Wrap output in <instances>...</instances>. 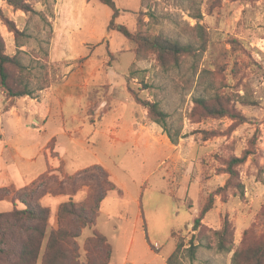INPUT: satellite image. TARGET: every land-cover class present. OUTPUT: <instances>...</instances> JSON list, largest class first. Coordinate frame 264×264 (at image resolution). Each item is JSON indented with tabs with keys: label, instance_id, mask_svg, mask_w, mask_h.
Instances as JSON below:
<instances>
[{
	"label": "rangeland",
	"instance_id": "1",
	"mask_svg": "<svg viewBox=\"0 0 264 264\" xmlns=\"http://www.w3.org/2000/svg\"><path fill=\"white\" fill-rule=\"evenodd\" d=\"M25 1L35 13L15 10L0 0L2 12L22 31V37L16 41L13 33L0 21L5 53L12 55L17 49L21 50L20 59L29 78L32 93L20 98L39 100L45 91L49 94L51 101L48 104L54 115L63 104L66 125L69 126L71 119L68 115L71 112L81 110L80 118L86 117L89 98H93L99 107L105 105L109 95L113 94L117 101L108 100L106 110L133 111L136 107L126 104L123 97L126 92L130 95L129 88L143 100L156 101L166 112V127L181 151L180 174L186 173L189 166L192 177L190 198L184 205L176 206L177 203L165 194L172 185L168 181L157 180L164 193H152L153 197L147 201L148 194L143 195L149 249L143 243L142 233L137 232L141 244L137 242L130 257L140 256V263L162 264L165 257L151 260L158 253L154 248L161 246L160 253L166 256L177 239L182 241L183 248H187L189 240L194 238L197 245L193 255L182 249L176 264H230L232 251H217L211 232L221 226L224 216L233 226L232 249L264 237V0H221L209 14L206 13L207 0H114L119 9L116 22L132 32L139 12L144 22L149 20L148 28L152 32L182 44L199 46L197 37L204 29L205 48L181 56L176 67L167 69L157 65L154 54L137 60L131 42L117 30L107 31L111 11L98 0ZM199 13V19L192 18ZM196 22L200 27L195 26ZM232 39L236 40L233 45ZM18 42L22 45L18 46ZM43 86V89H37ZM218 94L244 118L243 122L237 123L227 116H199L193 108L194 99L213 98ZM15 99L6 97L0 87L1 107H8L6 103H13ZM146 118L151 121L147 110ZM46 125L50 127L49 132L57 135L56 149V142L61 141L57 132L60 125L58 115L48 118ZM24 140L38 146L45 141L32 133ZM47 145L52 146L51 154L55 155L54 139ZM246 149L254 153L248 154L235 167L237 174L233 183L222 191L227 179V174L222 171L226 166L224 161L231 156H241ZM45 152L47 163L52 165L55 158L47 153L48 150ZM118 152L132 173L141 174L137 172V164L133 163L137 157L122 156L123 147ZM16 167L20 172L16 177L20 185L44 171L46 164L42 155L33 165L0 163V174L4 169L13 174ZM160 175L153 176L157 178ZM123 177L119 176L128 180L131 186V181ZM80 190L74 199L80 197ZM209 195L212 196V206L203 214V229L198 234L192 230V219L200 213ZM64 198H59V201ZM54 201L58 200L51 195L39 199L41 205L50 209L51 225L55 224L52 213ZM14 205L21 206L16 200H0V211L9 210ZM186 219L190 220L188 224H185ZM111 221L122 225L116 244L111 236H107L114 243V259H121L132 223L131 220L121 221L113 217ZM170 227L174 229V239L171 238ZM92 228H83L76 239L82 253L83 242ZM104 233L109 235L105 230ZM154 245L156 247L153 248Z\"/></svg>",
	"mask_w": 264,
	"mask_h": 264
},
{
	"label": "trees",
	"instance_id": "2",
	"mask_svg": "<svg viewBox=\"0 0 264 264\" xmlns=\"http://www.w3.org/2000/svg\"><path fill=\"white\" fill-rule=\"evenodd\" d=\"M13 9L24 13H35L33 7L25 0H3ZM106 5L111 13L107 24V31L117 30L127 41L134 46V54L137 60L143 59L147 54H154L158 66L167 69L177 66L183 55H191L196 50L205 48L206 36L201 29L197 37L199 46L192 43L182 44L178 40L170 39L159 33L152 32L148 28V21L144 22L140 12L136 18L135 30L117 23L119 9L114 0H98ZM206 13L209 14L220 5L221 0H207ZM201 14L193 15L199 19ZM0 21L8 31L12 32L17 41L22 37L15 23L10 20L0 9ZM196 22L195 26L200 27ZM230 42L235 44L236 40ZM18 46H21L19 42ZM21 50L8 55L5 53L4 40L0 34V87L6 97L10 99L30 96L32 90L29 86L26 67L20 59ZM43 87L37 88L38 90ZM130 96L147 110V117L161 126L172 143H176L173 135L166 127V112L159 108L156 101L141 99L135 92L127 88ZM194 109L200 117L221 118L224 116L234 119L237 123L244 118L233 111L222 100L220 94L213 98L197 97L194 99ZM47 148L53 153L52 146ZM254 151L244 150L241 156H231L224 161L222 169L227 174V179L221 190L233 183L236 177L235 167L240 164L248 154ZM51 156H57L56 154ZM81 188H85V195L81 201H73ZM115 188V184L109 179L108 173L99 165L93 164L78 171L67 174L63 171L62 163L56 168H48L38 174L29 183L12 188L0 187V200H16L21 206L14 205L9 210L0 211V264H108L112 247L106 236L93 229L83 242V253L79 251L76 242L83 228L93 227L98 215L100 203L106 193ZM45 195H64L68 200L60 202L55 217V224H49L50 209L39 203V199ZM212 206V196L209 195L204 202L200 213L192 219V230L201 233L203 226L201 219L203 214ZM213 243L217 251L231 252L230 264H264V237L245 246L233 248V226L227 216H224L221 226L212 230ZM197 243L190 239L187 248H183L182 241L177 239L173 251L165 258L166 264H176L179 261L182 249H187L193 255Z\"/></svg>",
	"mask_w": 264,
	"mask_h": 264
},
{
	"label": "crops",
	"instance_id": "3",
	"mask_svg": "<svg viewBox=\"0 0 264 264\" xmlns=\"http://www.w3.org/2000/svg\"><path fill=\"white\" fill-rule=\"evenodd\" d=\"M111 95L113 94L109 95L106 103L109 102L108 100L115 99V96ZM123 97L126 104L136 107L133 111L106 110V103L97 107L93 98H89L86 102V117L80 118L81 110L71 112L68 115L71 119L69 126L66 125L63 104L60 105L56 109V115H58L60 121L57 132L61 135V141L56 142V149L55 139L57 135L52 131L49 132L50 127L46 125L48 118L56 116L49 108L48 93L43 91L39 96V100L30 97L17 98L13 103H6L8 107L0 106V163L2 165L6 163L16 165V162H20L33 165L37 157L42 155L46 164L44 170L47 166L56 168L61 162L63 171L67 174H72L93 164H99L108 173V177L115 184V188L108 191L102 199L91 232L95 229L105 235V230L109 234L105 235L107 240V236H111V240H115L116 244L121 235L122 225L119 222L111 221L112 217L121 221L124 219L131 220L130 237L126 243L124 242V255L121 259H114L112 246L114 243L108 240L109 243L111 242L112 247V255L108 264H147L146 262L140 263L142 259L140 256L130 257L137 242L141 244L138 240L139 237L136 235L137 232L142 233V237L145 239L143 243L149 249L146 232L147 224L142 203L143 195L148 194L147 201L149 197H153L152 193L157 191L164 193L163 189L157 185V180L168 181L172 185L169 187V191L166 190L167 193L165 194H168L170 199L177 203L176 206L184 205L190 198L189 182L192 177L190 176L189 166L186 173L180 174L181 151L178 148V142L172 143L161 126L147 120L146 108L136 103L127 92L124 93ZM115 100L117 101V99ZM31 133L45 139L40 144L41 146L31 143L29 140L27 142L24 140ZM51 139H54L53 149L57 156H51L47 148V144ZM122 147V156L137 157V161L133 163L137 164V172L141 174L136 175L134 172L132 173L131 168L125 166L124 160L120 158L118 152ZM45 150H48L47 153L55 158L52 165L47 163ZM144 170L146 172L148 170V173L143 174ZM158 173H161V175L154 178L153 175ZM11 174V171L8 172L4 169L0 174V187L10 185L21 187L29 183L40 172L27 183L20 185H18L16 179L17 176H20L17 167L14 173ZM119 176L128 178L132 183L131 186L128 185V180L120 179ZM152 178L153 182L150 183ZM84 195L85 188L80 190V197L74 199L73 196L72 200L81 201ZM51 197L58 200L54 201V208L52 209L55 220L59 203L68 200V197L64 195ZM63 197H65L63 201H59V198ZM187 211L189 212L188 209ZM189 221L186 219L185 224H188ZM169 230L171 238L174 239L172 235L174 234L173 227H170ZM154 244H157V242H154ZM174 246L171 247L166 256L173 251ZM154 249L158 250V253L154 254L151 260L157 257L166 258L160 253L161 246ZM162 264H166L165 260Z\"/></svg>",
	"mask_w": 264,
	"mask_h": 264
}]
</instances>
